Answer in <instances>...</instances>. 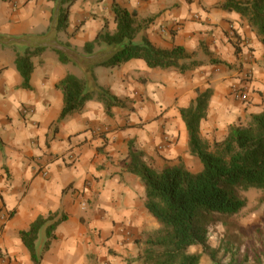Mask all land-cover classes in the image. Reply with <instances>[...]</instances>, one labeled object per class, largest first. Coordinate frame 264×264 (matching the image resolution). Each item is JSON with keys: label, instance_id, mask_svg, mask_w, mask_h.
I'll use <instances>...</instances> for the list:
<instances>
[{"label": "crops", "instance_id": "1", "mask_svg": "<svg viewBox=\"0 0 264 264\" xmlns=\"http://www.w3.org/2000/svg\"><path fill=\"white\" fill-rule=\"evenodd\" d=\"M161 47L183 45L203 64L181 72L151 68L135 58L95 68L96 83L124 101L111 114L95 95L82 112L61 118L64 94L58 84L85 69L62 62L44 37L56 11L53 0H0V264H34L21 238L39 217L66 216L55 229L41 264H142L145 232L158 228L146 207L141 179L124 167L129 143L157 170L196 159L188 144L181 109L210 89L200 134L222 140L232 126L264 111V43L248 19L224 10L227 0H116ZM113 0H76L68 24L57 33L80 54L106 28L116 30ZM152 18V20L150 19ZM47 45L33 56L31 88L23 86L18 54ZM215 60V61H214ZM249 74V100L233 86ZM24 108L30 109L28 116ZM199 171L202 164L197 163ZM42 231L37 240H46Z\"/></svg>", "mask_w": 264, "mask_h": 264}, {"label": "trees", "instance_id": "2", "mask_svg": "<svg viewBox=\"0 0 264 264\" xmlns=\"http://www.w3.org/2000/svg\"><path fill=\"white\" fill-rule=\"evenodd\" d=\"M53 1L56 11L45 37L55 45L62 62L72 61L82 66L87 75L86 81H81L70 73L58 84L64 94L61 118L82 112L95 95L104 100L110 114L113 107L124 106L122 99L96 83L94 70L98 66L115 67L139 58L151 68H175L186 72L203 64L183 45L161 47L146 34L137 41L141 28L149 25L150 20L139 21L135 11L116 0L112 4L116 30L102 29L93 41L85 44V54L82 55L69 43L60 42L57 38L58 31L67 24L68 8L64 5H71L76 0ZM221 8L236 11L247 18L264 43V0H227ZM46 46L41 44L32 52L27 50L18 54L16 65L25 88H31L32 57L42 53ZM211 96L210 89L199 91L196 100L180 110L188 130L190 151L202 164L200 171H191L182 160L157 170L147 163L142 150L137 149L132 141L129 143L124 167L143 182L146 207L159 225L144 233L139 255L142 264H201L205 254L216 264H223L217 260L218 250L209 244L213 215L239 214L246 205L239 191L264 189V111L253 114L246 124L232 126L224 139L211 146L200 134ZM65 218L57 214L41 216L28 230L21 232L34 264H41L43 252ZM42 231L46 240L39 245L37 240ZM195 246H200L202 251H192ZM256 258L259 264H264V255L257 254Z\"/></svg>", "mask_w": 264, "mask_h": 264}, {"label": "rangeland", "instance_id": "3", "mask_svg": "<svg viewBox=\"0 0 264 264\" xmlns=\"http://www.w3.org/2000/svg\"><path fill=\"white\" fill-rule=\"evenodd\" d=\"M66 23L68 24V19ZM210 144L213 146L214 143ZM187 162L185 165L188 169L193 172L199 171L198 157ZM239 195L246 201L244 209L239 214L213 215L209 244L218 250L217 260L223 264H259L256 255L260 254L261 257L264 255V189L240 190ZM191 250L201 252L202 248L195 246ZM201 264L216 263L205 254Z\"/></svg>", "mask_w": 264, "mask_h": 264}, {"label": "built area", "instance_id": "4", "mask_svg": "<svg viewBox=\"0 0 264 264\" xmlns=\"http://www.w3.org/2000/svg\"><path fill=\"white\" fill-rule=\"evenodd\" d=\"M246 82L242 85L233 86V92L235 93L236 97L244 102L249 100L250 90L248 87V81H249V74L246 75ZM31 112L30 109L24 108L23 113L24 115L28 116ZM1 232V229H0Z\"/></svg>", "mask_w": 264, "mask_h": 264}]
</instances>
